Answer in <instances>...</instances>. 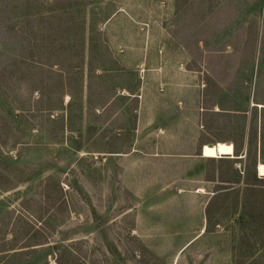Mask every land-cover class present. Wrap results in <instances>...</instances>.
Returning <instances> with one entry per match:
<instances>
[{"label": "rangeland", "instance_id": "rangeland-1", "mask_svg": "<svg viewBox=\"0 0 264 264\" xmlns=\"http://www.w3.org/2000/svg\"><path fill=\"white\" fill-rule=\"evenodd\" d=\"M259 164L264 0H0V264H264Z\"/></svg>", "mask_w": 264, "mask_h": 264}, {"label": "bare ground", "instance_id": "bare-ground-1", "mask_svg": "<svg viewBox=\"0 0 264 264\" xmlns=\"http://www.w3.org/2000/svg\"><path fill=\"white\" fill-rule=\"evenodd\" d=\"M203 155L207 158L233 157L234 149L229 143H217L213 146H204ZM258 172L264 176V164L258 165Z\"/></svg>", "mask_w": 264, "mask_h": 264}, {"label": "crops", "instance_id": "crops-1", "mask_svg": "<svg viewBox=\"0 0 264 264\" xmlns=\"http://www.w3.org/2000/svg\"><path fill=\"white\" fill-rule=\"evenodd\" d=\"M183 1H185V0H183ZM192 1V0H191ZM194 2H197V3H204L205 5H207V6H209V7H211V9L214 11V14L216 13V11L219 9V8H221V6H223V3H224V0H193ZM101 2V1H100ZM103 2V1H102ZM205 2H208V3H205ZM104 3H106V2H104ZM136 5H137V3H136ZM147 7V6H146ZM136 8V10H138V8L137 7H135ZM185 8L186 7H182V11L183 12H185ZM117 13H119V11H116V12H114V14L113 15H111V17H117ZM213 16V13H211L210 15H209V17H212ZM214 18L212 17V20H213ZM212 20H211V22H212ZM233 149H234V155H233V157H219V158H217V159H221V158H234V156H237L236 158L237 159H242L243 158V154H240V155H237V154H235V152H236V150H235V148L233 147Z\"/></svg>", "mask_w": 264, "mask_h": 264}]
</instances>
